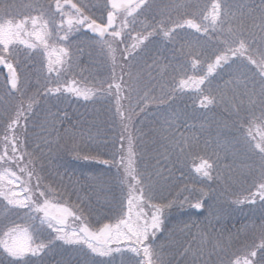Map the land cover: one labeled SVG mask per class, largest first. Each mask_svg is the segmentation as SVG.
<instances>
[{"label":"snow or ice","instance_id":"6c2138e0","mask_svg":"<svg viewBox=\"0 0 264 264\" xmlns=\"http://www.w3.org/2000/svg\"><path fill=\"white\" fill-rule=\"evenodd\" d=\"M0 76V264H264V0H0Z\"/></svg>","mask_w":264,"mask_h":264},{"label":"trees","instance_id":"16d2710c","mask_svg":"<svg viewBox=\"0 0 264 264\" xmlns=\"http://www.w3.org/2000/svg\"><path fill=\"white\" fill-rule=\"evenodd\" d=\"M248 2H251V0H248ZM87 55L84 57V64L83 66L86 68H92L93 71L98 72V74L102 75L103 72L105 71V69L102 67L101 61H102V57H98L95 62H86L87 60ZM95 64V65H94ZM96 69V70H95ZM0 81L2 82L1 78ZM72 105L74 106H78L80 110H84L85 111V107L83 106V103H76V102H71ZM181 107H183V105H181ZM67 111V110H66ZM69 111H67L68 117L72 118V116L68 113ZM72 114V113H71ZM81 114H85V112L81 113ZM81 117H84L81 115ZM75 118V117H74ZM199 163V159L197 156L193 155L191 157H189L186 161H185V168L184 171L185 173H190L191 175H195L194 169L196 167V165ZM99 167V166H97ZM237 218H239L240 220H244V215L237 213L233 218H232V222H236Z\"/></svg>","mask_w":264,"mask_h":264},{"label":"rangeland","instance_id":"374dc122","mask_svg":"<svg viewBox=\"0 0 264 264\" xmlns=\"http://www.w3.org/2000/svg\"><path fill=\"white\" fill-rule=\"evenodd\" d=\"M86 56V55H85ZM98 58V57H97ZM96 58V59H97ZM86 62H90L88 59L86 60ZM95 65V64H94ZM96 70V69H95ZM94 73H98L96 71H93ZM1 80L3 79L2 76H0ZM1 82V81H0ZM63 109L69 111L68 113L72 116V118H70L72 120V123H75V121L77 119H83L84 117H81V113L85 112L86 115H88V111L80 110L78 106H74L71 103H66L64 105L61 106ZM72 113V114H71ZM75 117V118H74Z\"/></svg>","mask_w":264,"mask_h":264}]
</instances>
